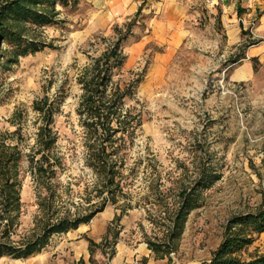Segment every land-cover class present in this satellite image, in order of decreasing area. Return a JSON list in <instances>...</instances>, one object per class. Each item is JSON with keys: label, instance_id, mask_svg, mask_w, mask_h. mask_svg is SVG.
<instances>
[{"label": "rangeland", "instance_id": "rangeland-1", "mask_svg": "<svg viewBox=\"0 0 264 264\" xmlns=\"http://www.w3.org/2000/svg\"><path fill=\"white\" fill-rule=\"evenodd\" d=\"M140 5L141 15L123 44L124 78L142 77L137 101L131 103L142 109L144 122L127 157V165L136 170L128 187L133 207L115 221L120 208L108 204L87 223L53 235L38 253L5 255L0 264H93L89 239L101 245H92L98 264H128L134 257L145 264V235L154 236L148 210L161 197L151 193L157 176L169 199L180 186H191L202 166L220 173L201 190L200 206L188 214L172 262L165 257L150 264H201L219 244L226 219L262 200L264 0H80L76 7L61 9L57 24L39 29L49 46L0 70V128L15 127L9 118L21 106L23 143H32V101L52 96L66 80L67 95L54 115V127L65 157L60 179L70 192L67 203L79 201L94 176L82 158L76 76L87 55H97L103 46L95 36H112L114 26H124ZM252 57L257 58L255 67ZM26 163L15 238L32 227L37 212L36 188ZM254 251H264V232L242 256Z\"/></svg>", "mask_w": 264, "mask_h": 264}, {"label": "trees", "instance_id": "trees-1", "mask_svg": "<svg viewBox=\"0 0 264 264\" xmlns=\"http://www.w3.org/2000/svg\"><path fill=\"white\" fill-rule=\"evenodd\" d=\"M79 2L0 0V70L16 64L22 56L49 46L39 29L57 24L61 9L76 7ZM141 12L140 5L124 26H114L112 36L96 35L103 46L97 55H87L88 60L76 76L81 90L75 111L81 127L82 158L94 176L92 184L86 185L79 195V201L67 203L70 192L60 179L65 157L57 146L59 135L54 127V115L67 95L66 80L57 86L52 96L44 94L32 101L31 108L36 114L32 143H23L24 111L21 106H17L9 118L15 127L11 130L0 128V257L25 258L38 253L53 235L87 223L108 204L120 208L115 221L133 207L128 187L136 170L135 166L127 165V157L144 122L142 109L131 103V100L137 101L136 90L142 77L124 78L127 55L123 44L132 34V25ZM241 57H245V53ZM252 60L255 67L257 58L252 57ZM23 161L27 162L25 171L35 184L37 212L32 227L15 238L13 234L22 212ZM219 178L220 173L204 165L191 186H180L169 199L157 184L158 176L155 178L151 193L161 197L154 200L153 211L148 210L154 236L145 235L154 259L166 257L172 262L171 253L179 248L187 216L201 204V190ZM110 230L111 225H108L107 232ZM262 232L264 196L254 208L226 219L219 244L201 264H264V251L250 252L247 258L242 256ZM114 234L117 236L118 231ZM89 242V260L98 264L92 245H101L92 239ZM113 254L114 249L108 258Z\"/></svg>", "mask_w": 264, "mask_h": 264}, {"label": "crops", "instance_id": "crops-1", "mask_svg": "<svg viewBox=\"0 0 264 264\" xmlns=\"http://www.w3.org/2000/svg\"><path fill=\"white\" fill-rule=\"evenodd\" d=\"M263 233V232H262ZM142 255L146 258L145 264H150V261L154 259L152 252L150 249L147 248V251L143 252ZM152 255V256H151Z\"/></svg>", "mask_w": 264, "mask_h": 264}, {"label": "built area", "instance_id": "built-area-1", "mask_svg": "<svg viewBox=\"0 0 264 264\" xmlns=\"http://www.w3.org/2000/svg\"><path fill=\"white\" fill-rule=\"evenodd\" d=\"M128 264H141V259L139 257H134Z\"/></svg>", "mask_w": 264, "mask_h": 264}]
</instances>
